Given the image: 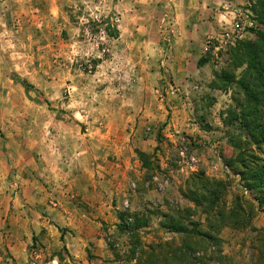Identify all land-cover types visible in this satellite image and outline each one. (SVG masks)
I'll use <instances>...</instances> for the list:
<instances>
[{
	"label": "rangeland",
	"instance_id": "374dc122",
	"mask_svg": "<svg viewBox=\"0 0 264 264\" xmlns=\"http://www.w3.org/2000/svg\"><path fill=\"white\" fill-rule=\"evenodd\" d=\"M119 1L123 2L0 0L1 154L9 158V164H12V158L19 157V153H25L26 157L47 155L55 158L61 140L68 132H74L69 126L77 123L81 124L83 131L94 136V150L108 146L112 161L117 156V146L123 147L132 167L127 173L126 186L122 187L119 195L112 191L115 187H106L111 189L106 193L113 202L110 213L104 215L100 203L96 202V222L92 223L95 239L90 241L86 252H77L76 256L69 254L64 239V235L74 233L73 230L51 220L55 225L54 231L46 229L38 233L33 223L26 222L38 214L42 215V219L51 217L48 215L51 212L49 208L29 209L12 203L14 207H10L9 213L13 212L15 218L12 220L9 215L0 219V264H134L146 257L145 250L152 244L180 243L181 235L163 228L160 217L155 215L151 224L139 231L137 242L131 234L121 231L118 213L125 209L134 213L156 208L170 212L193 205L184 197L183 189L188 177L197 171L227 181L228 204L235 196L241 195L257 206L251 227L235 230L227 226L216 234L220 239L218 242L199 241V249L194 254L197 264H257L259 251L256 243L257 237L264 234V208L258 206L254 194L226 161L233 149L228 144L231 132L222 114L234 103L233 90L225 92L210 88L215 71L227 65L231 46L236 40L251 35L250 29L255 25L250 9L252 1L249 0L248 6L243 5L248 10L241 8L236 12L234 21L224 23L222 27L221 33L224 28H232L239 21L242 25L241 37H232L221 43L217 40L221 33L219 36H207L201 57H205L207 62L198 63L199 66L207 64V77L190 78L187 89L180 83H169V51L175 36L169 10L159 4L156 47L153 46V32L140 34L142 46L126 47L121 42L119 30L121 18L116 8ZM138 3L140 6L144 2L138 0ZM169 17L174 29L170 38ZM70 42H77V49L70 46ZM67 52H73L78 58L73 62V67L80 73L75 79L80 90L77 97L71 94L70 79L68 83L62 81L61 84L53 81L57 72L67 70L70 65L67 63ZM44 53L47 57L42 59ZM122 55L128 57L124 63L119 61ZM132 57L139 62L132 65L129 61ZM18 79H25L35 88L27 91ZM19 86L22 90H18ZM139 86L156 90L158 102H167L169 93L182 102L178 110L184 111L175 112L172 107L174 102L169 98L168 121L140 125L133 108V101L139 100L133 96V91ZM118 88L130 94L131 101L128 97L126 101L131 111L127 110L124 116L104 110L107 92ZM86 100L90 101V111L82 105ZM13 103H33L36 107L13 110ZM21 133L29 136L30 145L20 143L23 138ZM9 134L13 135L14 142H11ZM151 136L157 143L149 151L142 150L139 147L140 138L149 139ZM138 149L150 155L154 167L150 170L142 166V174L137 173L139 166H136V160L139 159L142 164ZM155 176L163 183L162 190L157 188ZM10 179L18 181L14 176ZM108 182L111 185L113 179ZM19 190L20 187H17L14 195L19 194ZM140 190L142 195L138 193ZM56 195L54 201L58 202ZM60 195L63 197V194ZM95 195L100 199L98 193ZM0 197L4 199V193ZM48 204L56 208L57 213H68L60 204L54 205L50 201ZM3 205L0 211H5ZM62 205H66L65 202ZM84 210L91 212L88 208ZM196 218L202 221L201 228L207 229L206 215Z\"/></svg>",
	"mask_w": 264,
	"mask_h": 264
},
{
	"label": "crops",
	"instance_id": "0c3cea01",
	"mask_svg": "<svg viewBox=\"0 0 264 264\" xmlns=\"http://www.w3.org/2000/svg\"><path fill=\"white\" fill-rule=\"evenodd\" d=\"M142 1L144 2L140 5L142 7L137 5L139 4L138 0H123L122 3L119 1L116 5L119 10L117 15L121 18L119 26L122 37L121 42L126 47L136 45L140 47L142 46L140 34L146 32L151 34L153 32L155 34V45L153 46L156 47L158 41L156 17L159 15L161 6L168 9L169 15L173 17L172 21L175 27V36L171 51H169V71L171 72L169 83H180L184 89H187L186 85L190 78L207 77V64L204 66L198 64L199 59L204 55L207 36H219L224 23L234 21L236 12L241 8H245L243 5L248 6L249 2V0ZM145 42L147 43V40ZM69 45L75 49L78 47L77 42H70ZM46 57L44 53L41 58L45 59ZM66 57L68 58L67 63L70 64L69 67L67 70L57 72L53 77V81L61 84L62 81L68 83L70 79L71 94L73 97H77L80 90L75 79L80 73L73 67V62L78 58L73 52H67ZM126 58L128 57L124 55L121 58L119 56V61L124 63ZM129 61L132 65L139 62L133 57ZM106 74L111 76L109 73ZM20 88L22 90L20 86L18 90ZM133 92V96L139 99L133 101V108L134 116L135 118L139 117L140 125L146 126L168 121L169 98L174 102L172 107L175 112L184 111L182 109L178 110L182 102L169 93L167 94L168 101L163 103L158 102L157 92L154 89L139 86ZM129 95L120 88L116 91L110 89L107 92V99L103 103L104 110L113 115L121 113L124 116L127 110L131 111L130 106V108H127L129 103L126 101L127 97L129 99ZM74 104L73 101L72 105ZM82 105L86 107L87 111L91 110L90 101L86 100V102H82ZM24 107L34 108L36 106L33 103L28 105L12 104L13 110H22ZM79 122L83 123L81 120ZM69 127H72L74 132L70 134L68 132L65 139L61 140L55 158L47 155L38 158L31 155L26 157L24 156L25 153H19V157L12 158L13 162L9 164V158L0 152V195L4 193V199H0V208L2 204L6 208L5 211H0V219L9 215L12 220L15 218L13 212L12 214L9 213L10 207H14L12 203L16 206L22 204L29 209L34 207L35 209L49 208L51 212H48V215L51 217L42 219V215L38 214L37 217L29 218L30 221L27 219L26 222L33 223L38 233L46 229L54 231L55 225L51 220L62 227L73 230L74 233L64 235V239L67 241L69 254L76 256L77 252L78 254H81V251L86 252V247L90 244V241L95 239L92 223L96 222V219H94V210L98 208L96 202L100 203L104 215L106 212L110 213L113 202L108 199L109 197L106 194L111 192V189L106 187H115L112 191L119 195V192L123 189L122 187L126 186L127 173L132 167H130V160H127L129 156L126 155L123 147L117 146L115 152L117 156L115 155L116 157L111 161L109 157L111 154L110 148L106 146L100 150H94L95 138L91 133L83 131L81 124L75 123ZM24 134L21 133L23 138L19 140L20 143L30 145L29 136ZM8 136L12 138L11 142H14L13 135L9 134ZM156 143L152 136L149 139L140 138L139 147L142 150L149 151ZM16 161L17 163L14 164ZM136 161L138 162L136 166H139L137 173L142 174V164L139 159ZM11 176L18 178V181L9 180ZM111 179H113V183L109 185L108 181ZM17 187H20L19 194L14 195ZM142 192L140 190L138 193L142 195ZM95 193H98L100 199H97ZM55 194L58 195L55 197L58 202L54 201ZM60 194H63V197ZM49 201L54 205L60 204L64 211L68 213H57L56 208L48 204ZM62 202H65L66 205H62ZM87 208L91 212L84 210ZM63 217L68 219H62ZM60 236H62V233H60Z\"/></svg>",
	"mask_w": 264,
	"mask_h": 264
},
{
	"label": "trees",
	"instance_id": "16d2710c",
	"mask_svg": "<svg viewBox=\"0 0 264 264\" xmlns=\"http://www.w3.org/2000/svg\"><path fill=\"white\" fill-rule=\"evenodd\" d=\"M251 12L255 25L251 35L238 39L228 51L229 61L216 70L210 88L228 92L233 90V105L222 116L230 130L229 146L233 153L227 165L239 174L246 187L254 194L258 206L264 208V0H251ZM205 57L199 60L202 65ZM18 81L27 91L34 85L25 79ZM137 153L144 168L152 170L150 155L140 149ZM225 179L211 177L204 171L192 173L183 189L184 197L193 205L165 211L160 208L118 213L121 231L131 234L139 242V231L159 216L161 226L181 235L180 243L152 244L145 250L146 257L134 264H197L195 251L201 242H218L216 234L225 227L245 230L252 225L255 214L253 203L241 195L228 204ZM206 215L207 229H202L198 215ZM257 231V230H256ZM215 232V233H214ZM259 232V231H257ZM196 238V239H195ZM258 263L264 264V234L257 237ZM226 256H223L225 258Z\"/></svg>",
	"mask_w": 264,
	"mask_h": 264
},
{
	"label": "built area",
	"instance_id": "2783aa9c",
	"mask_svg": "<svg viewBox=\"0 0 264 264\" xmlns=\"http://www.w3.org/2000/svg\"><path fill=\"white\" fill-rule=\"evenodd\" d=\"M92 1H98V0H92ZM238 17V15H237ZM168 27V26H167ZM173 25L171 23V18L169 17V38L171 37V33L173 32ZM242 25L240 24L239 21H236L233 24L232 28H224V31L221 33L220 38H217L218 42H224L225 40H228L229 38L232 37H241L242 36ZM155 182L157 184V188L162 190L163 189V183L159 179L158 176H155ZM126 206H128V203H126Z\"/></svg>",
	"mask_w": 264,
	"mask_h": 264
}]
</instances>
